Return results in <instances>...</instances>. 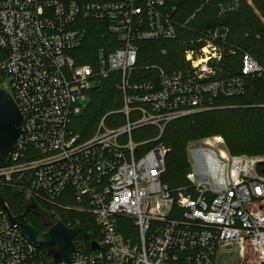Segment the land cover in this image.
<instances>
[{
	"label": "built area",
	"instance_id": "obj_1",
	"mask_svg": "<svg viewBox=\"0 0 264 264\" xmlns=\"http://www.w3.org/2000/svg\"><path fill=\"white\" fill-rule=\"evenodd\" d=\"M208 5L223 16L241 0H201L185 19L171 0H0V89L25 114L0 183L27 190L40 207L92 214L101 235L95 249L79 230L74 262H56L13 226L0 203V264H264V155L220 149L221 178L209 164L203 177L192 168L190 188L174 192L162 180L170 148L147 147L171 121L226 107L217 101L243 96L250 78L264 76L248 52L237 72L225 70L230 27L193 26ZM91 20L108 23L113 50L99 47L95 63H82ZM177 40L187 46L183 65L148 64L141 68L148 78H139L143 45L156 43L167 57L161 43ZM115 72L122 105L85 138L76 126L92 83ZM146 127L158 135L136 139ZM213 138L226 146L222 136ZM210 139H203L209 147ZM223 251L235 255L225 260Z\"/></svg>",
	"mask_w": 264,
	"mask_h": 264
},
{
	"label": "trees",
	"instance_id": "obj_2",
	"mask_svg": "<svg viewBox=\"0 0 264 264\" xmlns=\"http://www.w3.org/2000/svg\"><path fill=\"white\" fill-rule=\"evenodd\" d=\"M80 2L106 0H79ZM177 6L175 16L185 19L201 4V0H171ZM88 38L80 52L82 63H95L99 47H108L114 36L109 32V25L104 21L91 20L85 22ZM217 25L230 27L228 46L225 48L223 66L225 70L237 72L241 66V56L248 52L264 66V0H241L238 11L223 16L219 15L215 5L206 6L193 26L207 29ZM156 43L143 45L139 56V78L147 79V72L143 66L158 63L167 68H178L183 65V46L181 40L163 42L170 50L167 57L161 56L154 48ZM119 45H116V47ZM235 51L232 53L230 49ZM169 59L173 62L168 63ZM120 73H113L102 86L93 90L87 110L80 116L76 130L87 138L96 131L103 116L114 108L121 107V99L116 83ZM137 78V77H136ZM218 104L226 107L199 112L190 116L171 121L165 128L163 135L156 142L148 144V148L156 143H164L170 148L167 155L166 171L162 176L164 183L172 191L190 188L187 174L192 170L189 145L215 136H222L231 154L264 155V76L252 77L248 82L246 94L239 97L221 98ZM148 132V133H145ZM157 130L146 127L135 136L136 139H146L157 136ZM6 201L16 215L25 211L28 203V192L23 188L4 186ZM40 202V200H38ZM43 207L44 203L40 202ZM45 207V206H44ZM48 208V207H47ZM50 214L57 215L60 221L67 225H79V236L89 246L94 240H101L100 230L95 217L87 212L66 210L60 207L49 208ZM27 219L36 228L46 231L50 226L43 217L27 213ZM121 222H129L121 219Z\"/></svg>",
	"mask_w": 264,
	"mask_h": 264
},
{
	"label": "water",
	"instance_id": "obj_3",
	"mask_svg": "<svg viewBox=\"0 0 264 264\" xmlns=\"http://www.w3.org/2000/svg\"><path fill=\"white\" fill-rule=\"evenodd\" d=\"M25 125V114L12 95L6 88L0 89V168L8 162L15 144ZM0 203L9 216L13 226L18 227L29 240L45 248L56 262L65 260L73 263L77 253L75 239L80 226L71 227L63 221H57L48 230L36 228L27 219V213L31 210L40 211V206L35 197L30 198V203L21 214H14L6 201L3 186L0 183ZM97 241H93V248H98Z\"/></svg>",
	"mask_w": 264,
	"mask_h": 264
},
{
	"label": "rangeland",
	"instance_id": "obj_4",
	"mask_svg": "<svg viewBox=\"0 0 264 264\" xmlns=\"http://www.w3.org/2000/svg\"><path fill=\"white\" fill-rule=\"evenodd\" d=\"M101 84V81H95L92 83V86L93 88H98ZM210 140L212 141L211 147H209V145H207L203 141V139L192 142L189 145L190 162L192 164V168L197 169V171L199 170L200 177L204 176V172L207 169V164H209L211 168H217V170L221 168L222 163L219 159L216 158V155H218V157L220 158V149H227L225 145L223 146L216 143L213 137H211ZM222 174L223 173L221 170L217 171L218 178H221ZM234 255V252H232L230 255L226 254L225 251L222 252V256H224L225 260H227L228 257H233Z\"/></svg>",
	"mask_w": 264,
	"mask_h": 264
},
{
	"label": "flooded vegetation",
	"instance_id": "obj_5",
	"mask_svg": "<svg viewBox=\"0 0 264 264\" xmlns=\"http://www.w3.org/2000/svg\"><path fill=\"white\" fill-rule=\"evenodd\" d=\"M28 213L36 214L38 217L43 219L50 225L48 229L54 225L57 221H60L57 215L50 214V211L46 207H40V211L31 210Z\"/></svg>",
	"mask_w": 264,
	"mask_h": 264
}]
</instances>
